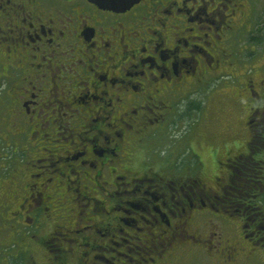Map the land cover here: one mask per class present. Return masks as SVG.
Listing matches in <instances>:
<instances>
[{"label":"flooded vegetation","instance_id":"obj_1","mask_svg":"<svg viewBox=\"0 0 264 264\" xmlns=\"http://www.w3.org/2000/svg\"><path fill=\"white\" fill-rule=\"evenodd\" d=\"M255 1L137 0L110 9L0 0V135L23 154L3 228L33 231L44 264H181L201 254L248 262L264 239V204L245 198L246 177L257 173L234 174L237 155L220 173L191 170L173 122L208 109L194 93L239 75L251 99L242 105L250 152L264 130V77L256 82L252 69L235 65L250 64L264 40L251 25L248 43L240 37ZM231 208L245 214L243 241L217 222Z\"/></svg>","mask_w":264,"mask_h":264},{"label":"rangeland","instance_id":"obj_2","mask_svg":"<svg viewBox=\"0 0 264 264\" xmlns=\"http://www.w3.org/2000/svg\"><path fill=\"white\" fill-rule=\"evenodd\" d=\"M254 3L251 8L253 21L245 22L242 34L240 33L243 44L247 41V39L244 40V37H249V33L252 32H249L248 27L250 25L254 29L258 26L262 27L261 24L264 22V0H256ZM254 47L256 52L251 63L249 64L247 59L236 61L235 68L237 67L238 70L236 72L238 73L249 68L252 69V72L249 74L258 82L264 77V40ZM250 50L253 51V49H248L245 54L251 53ZM233 75L225 74L223 78L216 80L211 86L194 93L192 96L193 98L195 97V101L200 102L204 106L208 105V109H205L204 113L196 111L194 116L184 117L182 123H177V121L173 122L178 132L174 134L184 137V140L179 137V145L184 152V159L191 170L198 169L202 171L205 169L207 173H220L225 169L221 162L227 163V158H232L234 157L233 155H237L242 156L240 160L229 163L233 164L236 168L234 174L237 172L239 174L240 170L245 169L243 165L246 163L249 164L253 157L259 159L262 171L259 174L253 175L256 180L252 179V175L247 177L244 175L246 178L250 177L249 183L252 188L245 198H253L256 203L264 204V178L258 177L259 175L262 176L264 172V130L262 129L259 134L254 132V140L250 143L252 148L249 152L246 149L245 143L250 139L251 134L245 130L246 127L243 121L247 112L242 110V105L249 104L251 99L248 98V95L244 91L245 84L243 80L240 79L239 75ZM259 88L258 86L255 87L256 90H259ZM261 91L262 95H264L263 89ZM205 102L208 103L205 104ZM262 112L261 118L264 117V110ZM4 117L5 112L2 102H0V122H2ZM262 125H264V118ZM188 142L192 143L198 149L199 157H194V149ZM8 145L0 135V264H44L46 263L45 261L48 255L45 252L42 242L37 241L40 238L38 236H32L31 238L33 231H28L25 235L26 232H22L23 234L17 233L19 230L18 226L14 230L3 228L2 225L5 223L7 216H9L8 212L10 211L7 208L10 204L7 206L4 205L8 203L7 197L14 192L16 186V182L13 181V174L20 168L18 164L22 165L23 162V154L20 152L12 153L14 146ZM261 185L263 189L260 188ZM244 195L246 196V194ZM231 211L233 212L231 216H227V219L221 218L222 220L220 219L217 222H219L225 236L233 238L234 240L243 241L240 238L242 236L241 225L244 222L245 214L243 211H234L232 208ZM249 229L250 227L246 228L250 232ZM246 230L245 232H247ZM39 235L42 236L43 234L39 232ZM253 250L255 254L244 264H264V239L258 241ZM181 264L221 263L219 261H211L207 255L203 256L201 254L190 258L185 257L181 260Z\"/></svg>","mask_w":264,"mask_h":264},{"label":"trees","instance_id":"obj_3","mask_svg":"<svg viewBox=\"0 0 264 264\" xmlns=\"http://www.w3.org/2000/svg\"><path fill=\"white\" fill-rule=\"evenodd\" d=\"M261 25H262V27L261 26H258L256 28V31H255V34H254L255 38H259L260 36H264V22ZM259 161H260L259 159H255V158L251 159V161L249 162V165L248 164H244L243 165V167H245V169H243L242 171H246V170L249 171L250 168H251L250 172L253 171V172L259 174V172L261 170V167H262L260 165V162ZM258 177H263L264 178V172H263L262 176L259 175Z\"/></svg>","mask_w":264,"mask_h":264},{"label":"water","instance_id":"obj_4","mask_svg":"<svg viewBox=\"0 0 264 264\" xmlns=\"http://www.w3.org/2000/svg\"><path fill=\"white\" fill-rule=\"evenodd\" d=\"M98 4L100 7L110 9H122L135 3L137 0H91Z\"/></svg>","mask_w":264,"mask_h":264}]
</instances>
